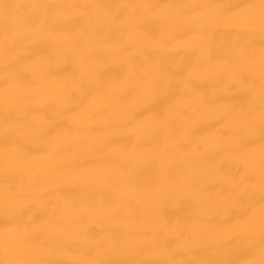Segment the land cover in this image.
Wrapping results in <instances>:
<instances>
[{"label":"bare ground","instance_id":"bare-ground-1","mask_svg":"<svg viewBox=\"0 0 264 264\" xmlns=\"http://www.w3.org/2000/svg\"><path fill=\"white\" fill-rule=\"evenodd\" d=\"M0 264H264V0H0Z\"/></svg>","mask_w":264,"mask_h":264}]
</instances>
